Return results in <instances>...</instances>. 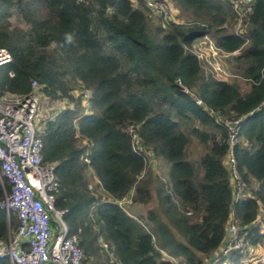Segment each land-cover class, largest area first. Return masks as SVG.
Returning <instances> with one entry per match:
<instances>
[{
  "label": "trees",
  "instance_id": "trees-1",
  "mask_svg": "<svg viewBox=\"0 0 264 264\" xmlns=\"http://www.w3.org/2000/svg\"><path fill=\"white\" fill-rule=\"evenodd\" d=\"M168 1L179 22H168L163 34L150 30L130 0H0V48L14 58L0 71V97L28 94L37 80L46 95L74 106L43 132L44 156L58 163L57 208L68 211L71 233L80 235L89 257L106 254L98 264H173L162 251L184 264L213 263L226 236L233 193L225 166L228 131L208 108L229 119L247 117L236 155L249 191L236 205L235 217L241 235L254 247L264 245V219H259L264 209V0H253L251 21L241 35L235 33L237 15L227 1ZM206 36L229 54L224 65L233 79L207 76L189 51ZM85 92L91 94L88 113ZM132 126L165 164L164 176L134 152L127 132ZM196 139L203 148L198 159L192 151ZM94 184L107 200L96 196ZM10 191L0 180V199ZM131 193L135 204L148 208L137 219L117 203ZM18 226L16 216L9 221L0 212V239ZM231 259L232 264H264V257L254 255ZM224 260L220 255L217 264Z\"/></svg>",
  "mask_w": 264,
  "mask_h": 264
},
{
  "label": "built area",
  "instance_id": "built-area-1",
  "mask_svg": "<svg viewBox=\"0 0 264 264\" xmlns=\"http://www.w3.org/2000/svg\"><path fill=\"white\" fill-rule=\"evenodd\" d=\"M133 7L142 12L153 23L158 20L163 24L178 23L176 11L168 0H130ZM230 3L237 15L235 33L244 34L246 25L251 21L254 9L253 0H224ZM202 63L203 69L210 70L218 80H231L232 75L224 65L229 54L219 49L208 36L189 49ZM238 54V53H236ZM14 61L12 53L0 48V71ZM14 78L15 73H9ZM252 82V81H251ZM254 82V81H253ZM182 86V81L177 80ZM43 86L37 80H32L31 91L28 94L6 93L0 97V180L8 182L11 191L5 192L0 199V212H5L8 220L16 216L19 226L9 232L8 238L0 239V260L8 259L11 264H95L81 247L79 234H72L67 222V210L57 208V202L62 193V184L58 176V163L45 161V144L42 138L46 126L55 120L57 113H51L49 98L45 96ZM186 94L190 90L184 88ZM76 94V95H75ZM78 92H75V97ZM91 94L84 93V107L90 110ZM65 102L68 100L64 99ZM198 104L204 106L200 100ZM71 108H74L71 105ZM56 111V110H55ZM54 111V112H55ZM209 115L228 131V153L225 166L230 175L233 201L230 219L226 226V236L212 264H232L231 257L239 254L246 259L255 254L252 243L241 235V228L235 217L236 205L247 197L249 186L240 173L236 148L241 144L243 123L247 117L240 119L225 118L220 111L208 108ZM128 135L135 153L148 163L155 162V154L143 145L137 127H129ZM85 162L90 164L89 155ZM134 193L118 201L119 207L131 218L137 217L130 212L134 204ZM190 210L188 215H192ZM154 246L156 241L154 240ZM103 250L110 253V247L101 241ZM165 260L173 264H184L183 261L162 251Z\"/></svg>",
  "mask_w": 264,
  "mask_h": 264
},
{
  "label": "rangeland",
  "instance_id": "rangeland-1",
  "mask_svg": "<svg viewBox=\"0 0 264 264\" xmlns=\"http://www.w3.org/2000/svg\"><path fill=\"white\" fill-rule=\"evenodd\" d=\"M172 6H173L174 12H175L176 9H175L173 3H172ZM149 26H150V30L152 32L157 31L158 29H160L163 34L164 33L167 34V32L169 31L167 29V26L168 25L167 24H163V21H161V20H158L157 23L156 22L149 23ZM203 39H204V37L201 38V39L196 40L191 47H188V49L191 50V48H193L194 45H196L198 42H200ZM231 59H232V57H231ZM230 63H231L232 66H234L233 61H231ZM204 71H205V74L207 76L211 74L210 73V70H208V69H206ZM242 90H243L242 92L245 93L248 90V88L245 85H243L242 86ZM76 92H78V91H76ZM78 94H79V92H78ZM44 95L45 96H43V98H49V100H50V106L53 107V110L51 111V113L53 112V113H57V115H59L62 111L66 110L68 108V106H70V108H71V105L68 102H65L64 99L55 98V97H52V96H48L46 94H44ZM47 126H46V128H47ZM192 151H193V154L195 155V157L197 159L203 154V148L198 143V140L197 139L195 140V143L193 145ZM148 166L151 167V169H153V171H154V173L156 175L158 174L160 176H164L165 173H166V170H167L165 164L163 162H159L156 159H155V162L148 163ZM89 175L92 177V179H94V176H93L92 172H89ZM95 185L96 184H94L93 186H94V189H95L94 191H95L96 196L102 197L103 199H106L107 200L108 199L107 193L103 189H101V188H96ZM251 187L253 189H256L257 188V184L253 181ZM154 205H156V203L152 204L151 205V208ZM129 210H130L131 213H133L136 217L139 218V215L141 216L146 211H148V208L145 209L144 206H141V205H138V204H135L134 203L132 206L129 207ZM260 213L261 214H260V218L259 219L262 220V219H264V209L261 210ZM263 228H264V225H263ZM263 257H264V245L263 246L256 247L255 254H254V258H263ZM89 258L95 264H98L99 261H101V263H104L105 258H106V254L103 253V252H101L99 254H95L94 253L93 257H89Z\"/></svg>",
  "mask_w": 264,
  "mask_h": 264
},
{
  "label": "crops",
  "instance_id": "crops-1",
  "mask_svg": "<svg viewBox=\"0 0 264 264\" xmlns=\"http://www.w3.org/2000/svg\"><path fill=\"white\" fill-rule=\"evenodd\" d=\"M160 162V161H159Z\"/></svg>",
  "mask_w": 264,
  "mask_h": 264
}]
</instances>
